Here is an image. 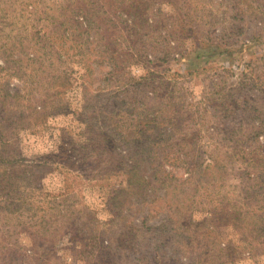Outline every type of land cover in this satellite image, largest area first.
Segmentation results:
<instances>
[{"label":"rangeland","instance_id":"rangeland-1","mask_svg":"<svg viewBox=\"0 0 264 264\" xmlns=\"http://www.w3.org/2000/svg\"><path fill=\"white\" fill-rule=\"evenodd\" d=\"M0 264H264V0H0Z\"/></svg>","mask_w":264,"mask_h":264}]
</instances>
